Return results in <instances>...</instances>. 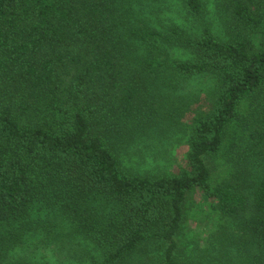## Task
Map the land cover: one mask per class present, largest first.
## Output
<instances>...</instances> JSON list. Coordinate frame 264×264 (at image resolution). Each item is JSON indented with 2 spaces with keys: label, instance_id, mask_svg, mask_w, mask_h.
<instances>
[{
  "label": "trees",
  "instance_id": "16d2710c",
  "mask_svg": "<svg viewBox=\"0 0 264 264\" xmlns=\"http://www.w3.org/2000/svg\"><path fill=\"white\" fill-rule=\"evenodd\" d=\"M216 1L227 40L210 0H0V264H43L38 237L83 239L92 264H264V0ZM200 76L217 89L185 167L129 170L118 143ZM198 194L219 225L183 260Z\"/></svg>",
  "mask_w": 264,
  "mask_h": 264
},
{
  "label": "rangeland",
  "instance_id": "374dc122",
  "mask_svg": "<svg viewBox=\"0 0 264 264\" xmlns=\"http://www.w3.org/2000/svg\"><path fill=\"white\" fill-rule=\"evenodd\" d=\"M209 13L206 17L213 32L223 40H227L226 31L218 15L216 0H210ZM174 15H168L173 21L186 24L184 12L176 8L173 3ZM172 4V6H173ZM197 25L193 31L198 32ZM176 58L188 60L192 57L185 51H172ZM165 98L157 102L162 119L151 128L138 134L132 142L130 139L119 142V149L123 150L126 166L135 172L147 174L173 175L186 165L187 154L190 150L189 140L193 131L194 120L207 111L216 92V82L211 77L200 76L189 80L179 81L178 86H168ZM159 95V94H158ZM130 140V141H129ZM127 141H129L127 143ZM133 171V170H131ZM195 202L202 204L201 212L187 220L185 230L181 236V258L195 260L201 255L200 251L207 249L209 235L217 231L218 218L209 213L208 203L202 202L201 195H196ZM202 202V203H201ZM204 210V211H203ZM233 224L231 223L230 226ZM232 232L240 236L242 231L233 226ZM80 240V239H79ZM52 242L48 239L33 238L30 251L43 264H92L93 258H98V251L83 239ZM195 248H201L196 250Z\"/></svg>",
  "mask_w": 264,
  "mask_h": 264
}]
</instances>
